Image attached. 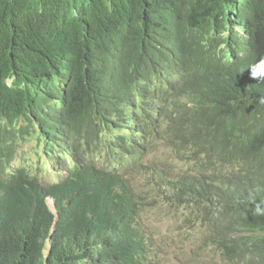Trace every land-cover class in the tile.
Masks as SVG:
<instances>
[{
	"label": "trees",
	"instance_id": "16d2710c",
	"mask_svg": "<svg viewBox=\"0 0 264 264\" xmlns=\"http://www.w3.org/2000/svg\"><path fill=\"white\" fill-rule=\"evenodd\" d=\"M260 56L264 0H0V264H155L159 203L264 264Z\"/></svg>",
	"mask_w": 264,
	"mask_h": 264
},
{
	"label": "rangeland",
	"instance_id": "374dc122",
	"mask_svg": "<svg viewBox=\"0 0 264 264\" xmlns=\"http://www.w3.org/2000/svg\"><path fill=\"white\" fill-rule=\"evenodd\" d=\"M242 15L245 16V12ZM35 149V142L32 139L23 141L12 163L13 167L31 162L38 167L41 166L35 156ZM171 157L170 153L167 159ZM181 164L182 162L178 163V165ZM54 179V171L49 169L47 180ZM47 203L55 212L53 199L49 197ZM142 221L146 222L151 239L147 248L148 255L153 258L155 264H225L220 254L209 250L206 246H201L200 239L205 232V227L198 225L193 228L184 220L180 209L177 210L170 204L163 203L149 206L144 211Z\"/></svg>",
	"mask_w": 264,
	"mask_h": 264
},
{
	"label": "clouds",
	"instance_id": "9594fccd",
	"mask_svg": "<svg viewBox=\"0 0 264 264\" xmlns=\"http://www.w3.org/2000/svg\"><path fill=\"white\" fill-rule=\"evenodd\" d=\"M248 68L251 69L250 75H251L252 78H256V79H258V81H264V56H260L254 63L250 64L248 66ZM9 81L11 82L12 79H10ZM260 103L264 104V98H261ZM20 123L23 124V123H26V121L25 120H21ZM261 203H264V202H261ZM261 203H257L255 205L254 210H253L254 211V214L264 215V207H261Z\"/></svg>",
	"mask_w": 264,
	"mask_h": 264
}]
</instances>
